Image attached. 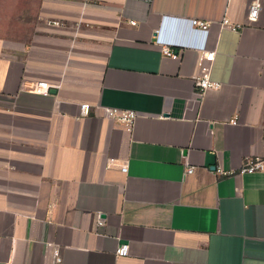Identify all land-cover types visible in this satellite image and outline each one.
<instances>
[{
  "label": "crops",
  "instance_id": "1",
  "mask_svg": "<svg viewBox=\"0 0 264 264\" xmlns=\"http://www.w3.org/2000/svg\"><path fill=\"white\" fill-rule=\"evenodd\" d=\"M255 1L0 0V264H264ZM204 50L221 87L201 94Z\"/></svg>",
  "mask_w": 264,
  "mask_h": 264
},
{
  "label": "built area",
  "instance_id": "2",
  "mask_svg": "<svg viewBox=\"0 0 264 264\" xmlns=\"http://www.w3.org/2000/svg\"><path fill=\"white\" fill-rule=\"evenodd\" d=\"M260 10H261L260 1L257 0L250 5L248 16L251 22H255L258 20ZM54 24H58V23L55 22ZM193 25L203 30H207L210 27L209 23L200 20H194ZM223 25L228 26L233 30H236L237 28L231 26L227 20L223 22ZM164 55L168 57H175L174 51L170 48L164 49ZM215 59H216L215 51L204 50L200 53V57L198 61L199 74L195 78V87L196 90L201 94H204L208 90H218L221 87V84L214 81L212 78L213 63ZM31 92L38 95L50 96L51 86L46 82H37L31 88ZM81 110L84 116H88L90 114L91 106L89 104H83L81 106ZM104 111H105V117L107 119L117 122L118 124L122 125L129 131L133 129L135 122L139 117V114L135 111L121 110L118 108H105ZM113 161L114 160L111 159V162ZM185 167H186L185 169L186 174H192L195 171V167L191 166L189 162L185 163ZM262 168H263V162L260 159H256V160L248 159L244 164L241 173H253L258 170H261ZM121 170L122 172L126 173L128 171V165L127 164L122 165ZM216 173L220 176H227L233 174V171H226L221 167H217ZM103 225H104L103 221L100 220L99 226H103ZM128 251H129L128 245H122L118 249L117 254L120 257L126 256L128 254ZM54 256L56 262L58 264H61L62 258H61L60 250L55 249Z\"/></svg>",
  "mask_w": 264,
  "mask_h": 264
}]
</instances>
